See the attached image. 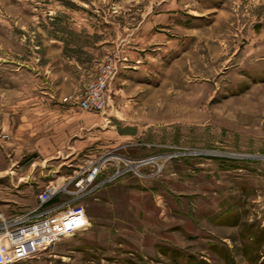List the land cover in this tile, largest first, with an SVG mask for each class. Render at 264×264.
I'll return each instance as SVG.
<instances>
[{
	"label": "rangeland",
	"instance_id": "rangeland-1",
	"mask_svg": "<svg viewBox=\"0 0 264 264\" xmlns=\"http://www.w3.org/2000/svg\"><path fill=\"white\" fill-rule=\"evenodd\" d=\"M107 55L106 108L64 102ZM98 164L12 264H264V0H0V213Z\"/></svg>",
	"mask_w": 264,
	"mask_h": 264
},
{
	"label": "built area",
	"instance_id": "built-area-1",
	"mask_svg": "<svg viewBox=\"0 0 264 264\" xmlns=\"http://www.w3.org/2000/svg\"><path fill=\"white\" fill-rule=\"evenodd\" d=\"M116 74L115 58L112 55L105 56L95 79L87 84L84 93L76 97L67 96L63 101L81 110L103 111L108 105L109 87ZM102 168L99 164L90 167L63 185L52 182L39 194L37 204L21 214L6 217L0 213V264H12L20 257L31 254L37 246L43 244L42 248H45L85 229L88 221L82 208L65 211L64 215L62 208L69 207L70 202L93 191ZM62 194L73 198L69 202L55 205L56 198Z\"/></svg>",
	"mask_w": 264,
	"mask_h": 264
}]
</instances>
